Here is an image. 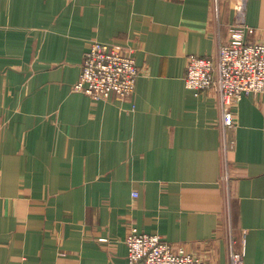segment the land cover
<instances>
[{"label": "crops", "instance_id": "1", "mask_svg": "<svg viewBox=\"0 0 264 264\" xmlns=\"http://www.w3.org/2000/svg\"><path fill=\"white\" fill-rule=\"evenodd\" d=\"M233 18L231 0H0V264H128L132 227L264 264V94L224 132L217 93L185 86ZM246 23L264 43V0ZM94 41L134 51L129 98L73 90Z\"/></svg>", "mask_w": 264, "mask_h": 264}, {"label": "built area", "instance_id": "2", "mask_svg": "<svg viewBox=\"0 0 264 264\" xmlns=\"http://www.w3.org/2000/svg\"><path fill=\"white\" fill-rule=\"evenodd\" d=\"M219 0H216L218 3ZM234 18L226 42L218 44L210 57L191 54L187 58L185 86L197 94L214 90L219 98L221 126L226 132L235 123L232 107L249 94H264V43L249 39L255 33L246 23L247 0H231ZM218 7V4H217ZM140 70L132 49L118 43L92 42L73 90L94 100L129 98L135 91ZM231 145L223 146L222 180L230 182ZM137 196V193H134ZM231 238L229 264H244L243 249ZM128 264H205L184 246H174L155 233L132 227L126 237Z\"/></svg>", "mask_w": 264, "mask_h": 264}]
</instances>
